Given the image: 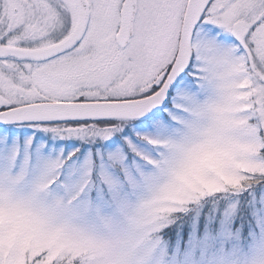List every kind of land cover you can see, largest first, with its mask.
Wrapping results in <instances>:
<instances>
[{"label":"snow or ice","instance_id":"6c2138e0","mask_svg":"<svg viewBox=\"0 0 264 264\" xmlns=\"http://www.w3.org/2000/svg\"><path fill=\"white\" fill-rule=\"evenodd\" d=\"M0 264H264V0H0Z\"/></svg>","mask_w":264,"mask_h":264}]
</instances>
